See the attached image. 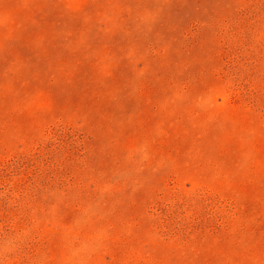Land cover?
I'll use <instances>...</instances> for the list:
<instances>
[{"label": "rangeland", "instance_id": "1", "mask_svg": "<svg viewBox=\"0 0 264 264\" xmlns=\"http://www.w3.org/2000/svg\"><path fill=\"white\" fill-rule=\"evenodd\" d=\"M0 264H264V0H0Z\"/></svg>", "mask_w": 264, "mask_h": 264}]
</instances>
